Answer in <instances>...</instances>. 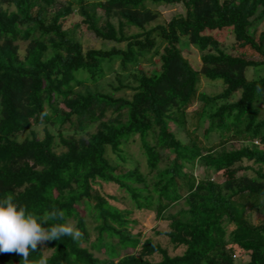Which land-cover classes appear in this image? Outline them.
Instances as JSON below:
<instances>
[{
	"label": "trees",
	"instance_id": "obj_1",
	"mask_svg": "<svg viewBox=\"0 0 264 264\" xmlns=\"http://www.w3.org/2000/svg\"><path fill=\"white\" fill-rule=\"evenodd\" d=\"M64 1L51 16L52 0H0V198L12 194L37 215L55 205L81 233L29 259L46 247L48 264H264V221L247 215L264 212V92H256L264 89V0ZM75 5L100 48L85 49L64 28ZM162 5L184 13L165 21ZM190 47L199 70L185 57ZM111 73L133 74L136 85L117 77L113 87L130 99L97 88ZM201 77L222 92L200 93ZM206 124L217 142L201 138ZM137 139L147 171L128 151ZM197 164L208 178L195 175ZM105 185L124 190L133 209L113 204L120 199ZM181 201L187 207L169 213ZM135 210L169 221L158 235L184 253L133 233ZM22 259L0 253V264Z\"/></svg>",
	"mask_w": 264,
	"mask_h": 264
},
{
	"label": "rangeland",
	"instance_id": "obj_2",
	"mask_svg": "<svg viewBox=\"0 0 264 264\" xmlns=\"http://www.w3.org/2000/svg\"><path fill=\"white\" fill-rule=\"evenodd\" d=\"M67 5V2L64 0H52L51 5L49 7L50 15L58 10L61 7H64ZM160 13L161 17L165 21H170L173 17L184 13V8L181 5H162L159 7H155ZM75 13L71 16H69L65 21H64V28L65 29H71L74 31L77 39H79L83 44L85 49L88 48H100L102 46V43L100 40H98L93 33L89 32L84 24H82V17L80 16L79 8L75 5L74 6ZM98 13L101 15L102 12L99 10ZM223 39V45L225 50L227 52H233V46L235 44V39L232 37V35L225 34ZM26 50V44L21 45V52L22 54L25 53ZM185 57L190 60L192 65L196 69H201L202 64H201V59H200V54L199 52L194 48L190 47L189 48V53L185 54ZM146 71H151L154 69L153 65H150L149 63H145L142 66ZM116 68L118 66L116 65ZM262 75H264V71L262 72ZM255 74L253 72L250 73L249 77H254ZM117 77L122 79L123 83L125 85H136L135 79L133 78V74H128L127 76H123L122 74H116V73H111L108 74L107 77L105 78L104 81H102L99 84V87H97L101 92H107V93H114L113 87H118V81ZM221 82H216L215 84H212V82L206 80L205 78L201 77L200 85H199V92L200 93H206L208 95H214L222 92L223 88L221 85H216L220 84ZM112 87H111V86ZM92 89H95V86L93 85H88ZM115 97H125L130 99L133 95V93L130 90H122L120 92L114 93ZM201 106L200 102H197L190 110L189 113H192L193 111L197 110ZM263 112H264V106H263ZM207 124L199 130V134L201 135V138L205 142H210L214 143L218 141V136L217 134H213L208 141L206 136V129H207ZM34 130L38 133L39 139H42L44 134L42 131V127H36ZM171 130L176 133H180V138L183 139L184 141L188 142L189 138L185 133H182V130L177 128L175 125H171ZM27 134L23 135L21 137V140H23ZM236 145L237 147L240 146V144H237L236 142L229 143L230 145ZM128 151L131 155H133L135 158H139V160L142 163L143 170L147 171V163L143 156H141V149H140V144L139 140L137 139L136 142L131 144L128 147ZM114 158V157H113ZM244 165H252L251 163L246 162ZM195 175L200 179V178H208L209 173L206 169L205 166L201 164H197L196 168L194 169ZM221 174L218 175H213V180H216L218 182H223L224 178L220 176ZM104 191L106 193H109L110 195H114L118 197L120 200L118 202L112 201L113 204L118 205L121 208H129L133 209V205L131 200L128 198L127 193L124 190H121L118 186L116 185H105ZM187 206L185 205L184 201H181L178 204H174L170 209L169 213L176 215L181 209H185ZM247 215H251V220L254 224H259L261 221H264V212H251L248 211ZM134 220H136L138 223L135 226V229L133 230V233L137 234L139 232L144 234V238H153L157 243L162 244V246L169 248L170 254L172 256L175 255H181L184 253V248H180L178 250H174L173 246L170 244L169 239L166 235H158V233H166L169 231V221H158L156 218V213L153 211H138L135 210L133 217ZM72 224L76 225L75 222H71ZM233 229V226L230 227V230ZM96 233L93 231L92 232V241L95 240ZM131 250H128L124 253H130ZM51 253L47 251V256H49ZM99 257L104 258V256H101L99 254H96ZM157 260H159V257H156Z\"/></svg>",
	"mask_w": 264,
	"mask_h": 264
},
{
	"label": "clouds",
	"instance_id": "obj_3",
	"mask_svg": "<svg viewBox=\"0 0 264 264\" xmlns=\"http://www.w3.org/2000/svg\"><path fill=\"white\" fill-rule=\"evenodd\" d=\"M256 92L259 94L264 89L257 85ZM80 235L75 225L65 219L64 210L55 205L37 215L26 205L16 202L12 194L0 198V253L21 256V264H48L49 248H44V254L38 260H30L29 256L38 246L58 241L64 236L77 239Z\"/></svg>",
	"mask_w": 264,
	"mask_h": 264
}]
</instances>
